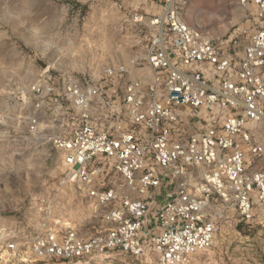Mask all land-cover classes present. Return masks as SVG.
Returning <instances> with one entry per match:
<instances>
[{"label":"built area","instance_id":"1","mask_svg":"<svg viewBox=\"0 0 264 264\" xmlns=\"http://www.w3.org/2000/svg\"><path fill=\"white\" fill-rule=\"evenodd\" d=\"M132 1L145 9L130 19L137 34L151 32L144 57L31 89L36 108L52 111L49 140L68 181L110 227L86 239L55 226L35 247L63 261L117 252L200 264L215 243L218 203L243 219L264 207V0H240L254 9V31L219 39L191 23L190 0Z\"/></svg>","mask_w":264,"mask_h":264},{"label":"rangeland","instance_id":"2","mask_svg":"<svg viewBox=\"0 0 264 264\" xmlns=\"http://www.w3.org/2000/svg\"><path fill=\"white\" fill-rule=\"evenodd\" d=\"M123 1L0 0V264H149L117 252L63 261L35 247L55 226L74 228L86 239L110 227L103 210L68 181L61 153L49 140L52 111L46 102L36 108L31 89L49 77H96L108 65L144 57L151 32L137 34L130 22L144 5ZM253 18L254 9L240 0H190L189 20L211 39L239 28L252 32ZM217 206L215 243L200 264H264V207L243 219L232 204Z\"/></svg>","mask_w":264,"mask_h":264}]
</instances>
